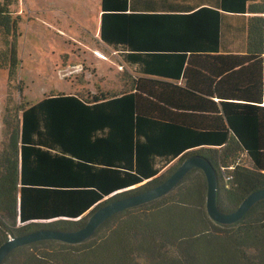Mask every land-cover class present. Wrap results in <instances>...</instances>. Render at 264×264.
Here are the masks:
<instances>
[{
    "label": "trees",
    "instance_id": "trees-1",
    "mask_svg": "<svg viewBox=\"0 0 264 264\" xmlns=\"http://www.w3.org/2000/svg\"><path fill=\"white\" fill-rule=\"evenodd\" d=\"M14 4L0 0V69L10 81ZM99 34L134 72H122L117 90L29 105L8 98L0 245L39 228L81 227L107 197L159 184L200 149L217 168L222 211L264 187V0H101ZM206 202V176L193 169L83 243L37 241L2 264H264V199L233 225L212 220Z\"/></svg>",
    "mask_w": 264,
    "mask_h": 264
},
{
    "label": "rangeland",
    "instance_id": "rangeland-1",
    "mask_svg": "<svg viewBox=\"0 0 264 264\" xmlns=\"http://www.w3.org/2000/svg\"><path fill=\"white\" fill-rule=\"evenodd\" d=\"M12 9L21 16L19 64L14 81L0 69V147L9 97L29 105L52 93L117 90L128 72L100 39L101 0H15Z\"/></svg>",
    "mask_w": 264,
    "mask_h": 264
},
{
    "label": "water",
    "instance_id": "water-1",
    "mask_svg": "<svg viewBox=\"0 0 264 264\" xmlns=\"http://www.w3.org/2000/svg\"><path fill=\"white\" fill-rule=\"evenodd\" d=\"M193 169H201L204 172L207 180V212L212 220L221 225H233L239 222L257 202L264 199V187L258 188L249 193L234 211H222L218 205L217 168L211 159L196 152L188 155L177 169L159 184L126 196L107 197V200L101 201L93 208L87 222L81 227L74 229L44 227L3 242L0 245V264L15 248L37 241L58 240L69 244L83 243L89 240L99 227L116 213L159 199L171 192Z\"/></svg>",
    "mask_w": 264,
    "mask_h": 264
},
{
    "label": "crops",
    "instance_id": "crops-1",
    "mask_svg": "<svg viewBox=\"0 0 264 264\" xmlns=\"http://www.w3.org/2000/svg\"><path fill=\"white\" fill-rule=\"evenodd\" d=\"M100 13H101V10H100ZM99 31H100V27H99ZM100 35V34H99ZM103 43V42H102ZM104 44V43H103ZM105 45V44H104ZM106 46V45H105ZM107 47V46H106ZM113 54H117V56L120 58V62H121V65H123V67H126V69L128 70V72L126 71V70H121L122 72H125L126 74H133L134 75V72H133V70H132V68L131 67H129L128 65H126L124 62H123V60L121 59V57L119 56V54L118 53H116L115 51H113L112 49H110L109 47H107ZM120 67H122V66H120ZM122 67V68H123ZM122 72H121V74H122ZM120 74V73H119ZM119 74H118V76H119ZM119 78H121V76H119ZM119 83H120V81H119Z\"/></svg>",
    "mask_w": 264,
    "mask_h": 264
}]
</instances>
